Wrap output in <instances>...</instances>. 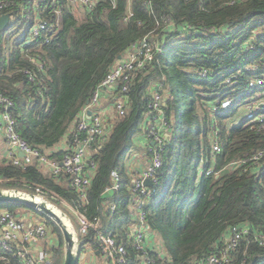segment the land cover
Listing matches in <instances>:
<instances>
[{
  "label": "trees",
  "instance_id": "trees-1",
  "mask_svg": "<svg viewBox=\"0 0 264 264\" xmlns=\"http://www.w3.org/2000/svg\"><path fill=\"white\" fill-rule=\"evenodd\" d=\"M35 2L12 8L13 18L0 32V91L13 101L9 112L19 135L52 158L63 154L57 147L119 56L124 58L145 37L160 45L150 65L132 76L126 114L108 120V139L90 153L97 168L84 205L68 176L52 175L38 161L19 165L0 160V187L34 192L40 184L82 204L89 218L113 226L126 244L130 264H139L125 232L132 222L128 160L143 148L151 154L147 113L154 91L161 88L171 125L163 130L157 191L144 206L148 229L162 242V251L154 248L151 254L164 264H197L227 245L233 226H246L248 233L224 264H264V244L256 238L264 236V161L231 165L247 151L264 148V129L261 122L233 121L249 94L212 112L219 97L235 95L251 78L264 74V0H94L82 14L75 0H46L40 10ZM165 17L170 21L164 22ZM40 18L48 25L32 36ZM203 69L207 76L201 75ZM230 76L232 83L226 81ZM113 89L106 87L103 95ZM213 124L222 145L214 157ZM114 168L120 172L119 186L106 192L114 184ZM111 203L116 207L113 217ZM5 210L28 221L46 220L57 239L50 237L43 245L51 264H63L64 238L55 221L21 203L0 204V212ZM81 243L83 248L98 247L92 228ZM0 264L23 262L14 250L0 246Z\"/></svg>",
  "mask_w": 264,
  "mask_h": 264
},
{
  "label": "built area",
  "instance_id": "built-area-1",
  "mask_svg": "<svg viewBox=\"0 0 264 264\" xmlns=\"http://www.w3.org/2000/svg\"><path fill=\"white\" fill-rule=\"evenodd\" d=\"M46 0H36L37 10H40L41 3ZM79 1L87 7H90L94 0H75ZM26 0H0V11L12 12V8L23 6ZM40 16V12H38ZM131 16L129 12L128 17ZM11 18V19H12ZM170 18L165 17L164 22H169ZM48 20L40 18L32 28V36L39 34L46 29ZM158 41H151L145 37L140 43L134 44L128 51V55L122 58L114 68L105 76L98 84L88 104L82 109L79 118L67 135L65 142L60 145L63 154L60 158H52L47 154L41 153L38 149L33 148L25 139L17 132L15 119L9 112L13 101L10 97L5 96L0 91V133L5 136V139L12 146L9 155L13 163L19 165L31 164L35 161L43 164L52 175H66L69 177L70 185L75 189L83 205L87 199V189L92 181L93 174L97 168V162L91 158L90 153L95 144H103L109 137L110 129L107 126L108 120L117 115H125L127 112V92L129 91L132 76L138 69L147 68L155 57L156 51L159 49ZM1 57V50H0ZM202 76H207V70L200 71ZM236 76V75H234ZM233 76L226 79L228 83H232ZM116 87L114 93L113 114L106 113L102 106L101 97L103 90L106 87ZM161 88L154 91L152 101L149 104L150 110L147 113L148 120L146 123V137L151 143L149 148L151 154L148 164L143 168L130 167L132 183L130 190L132 192L130 202V212L132 222L126 227V234L132 241L133 246L138 252L140 259L139 264H164L157 257L151 254L154 248L151 240H149L148 226L146 223V211L144 206L148 200L153 197L157 191L159 184V171L164 163L163 149L166 140L163 134L164 127H168L171 123L166 117V111L163 109L164 94ZM119 91V92H117ZM250 95L248 100V112L243 120L249 122H261L260 128L264 129V74L258 77L251 78L247 85L238 91L235 95L219 97L212 112L217 113L220 110L226 109L234 103L237 97L241 95ZM256 96V97H255ZM255 97V98H254ZM91 110V112H89ZM212 138V155L222 150L221 141L219 138L218 129L213 124ZM24 152V155L19 153ZM264 161V148L247 151L245 156L231 163H252L259 166ZM230 166V165H229ZM213 168L209 170L212 172ZM114 179V184L106 187V192L112 188H118L120 180V172L118 168H114L111 172ZM150 178L152 184H146L145 180ZM3 181L0 178V182ZM34 192L48 197H56L60 202L66 205L73 214L78 218L76 230L81 244V254L78 264H89L86 256H92L99 253L103 257L105 264H130L131 258L128 255L126 244L124 241H119L113 226L104 225L103 221L94 217L89 218L81 205H75L65 199L59 193L50 190L40 184L36 185ZM52 200V199H51ZM82 205V206H83ZM116 207L111 203V217L116 215ZM50 225L44 219L36 218L33 221L22 219L16 212L5 210L0 212V246L7 251H15L23 264H51L49 253L43 245L45 240L52 237L49 231ZM95 231V237L98 240V247L92 248L88 244L83 248L81 238L89 233L90 229ZM249 228L246 226H233L230 230L231 236L227 245L223 246L218 251L211 252L206 258L200 260L197 264H224L230 260V253L236 249L244 234L248 233ZM260 243L264 244V236L259 235ZM51 240V239H50ZM32 244H41L40 248L33 250ZM158 251H162V243L156 247ZM83 255L85 257L83 258Z\"/></svg>",
  "mask_w": 264,
  "mask_h": 264
},
{
  "label": "water",
  "instance_id": "water-1",
  "mask_svg": "<svg viewBox=\"0 0 264 264\" xmlns=\"http://www.w3.org/2000/svg\"><path fill=\"white\" fill-rule=\"evenodd\" d=\"M12 12L0 15V32L5 30L11 22ZM122 56H119L121 59ZM91 112V110L89 111ZM24 155V152H21ZM146 184H152L150 178L145 180ZM21 203L38 210L50 217L60 227L64 238L63 264H78L81 254L79 236L70 215L58 204L46 197L32 191L14 187H0V204Z\"/></svg>",
  "mask_w": 264,
  "mask_h": 264
},
{
  "label": "crops",
  "instance_id": "crops-1",
  "mask_svg": "<svg viewBox=\"0 0 264 264\" xmlns=\"http://www.w3.org/2000/svg\"><path fill=\"white\" fill-rule=\"evenodd\" d=\"M78 6V9H80V11L78 10V12H80V14L85 13L86 12V6L84 4H82L79 1H76V4ZM78 14L80 17L81 15ZM128 55H125V57ZM124 57V58H125ZM114 93L115 90L113 89V91H111V94H102L101 97V102H102V106L104 107V109L106 110V113H110L111 111V115L113 114V109L111 110L110 108L113 105V99H114ZM66 139H63L62 143L63 144L65 142ZM57 149H60L57 147ZM10 150H12V146L8 143V141L5 139V136L3 134L0 133V160H3L5 158H10L9 152ZM144 150V148L142 149ZM140 151L139 153L134 155V159L131 161V165H129L130 167H137V168H143L144 166H146L148 164L149 161V157L147 156V154H145V151ZM20 155H22L21 153H19ZM141 155V157H140ZM148 236H149V240H151L152 244L154 245V248L158 247L159 243L161 242V239L158 235H156V233L154 231H149L147 232ZM41 244H32L31 248L33 250H36L38 248H40ZM153 248V249H154ZM91 259L93 260L92 264H105L103 257L101 255H99V253H96L94 255L91 256Z\"/></svg>",
  "mask_w": 264,
  "mask_h": 264
},
{
  "label": "rangeland",
  "instance_id": "rangeland-1",
  "mask_svg": "<svg viewBox=\"0 0 264 264\" xmlns=\"http://www.w3.org/2000/svg\"><path fill=\"white\" fill-rule=\"evenodd\" d=\"M249 67H250V65H249ZM256 66L254 65V68H255ZM256 97V96H255ZM254 97V98H255ZM264 99V98H263ZM262 101H264V100H262ZM248 105H249V102H246L245 104H243L242 106H240L239 107V111H238V114H236L235 115V117H234V119L235 120H233V121H241V120H243L242 118L244 117V115H246L247 114V112H248ZM166 133H167V131H166ZM165 135V134H164ZM165 137V136H164ZM135 154H137L136 152H134V154H132V157L128 160V163H129V165H131V161L134 159V155ZM140 157H141V155H140ZM45 197V196H44ZM47 199H50V198H48V197H46ZM51 200V199H50ZM51 201H53V202H55L56 204H58L61 208H63L69 215H70V217H71V219H72V221H73V223L75 224V227H76V225H77V223H78V218L69 210V208L66 206V205H64V204H62L61 202H58V201H54V200H51ZM28 213V212H27ZM72 215V216H71ZM49 231L51 232V235H52V237H54V238H56L57 239V235L56 234H53V230H52V226L50 225V228H49ZM53 238V239H54ZM65 247V244L63 245V248ZM85 257V255H83V258ZM85 258H87L88 259V261H89V264H92V262H93V260L91 259V256H86Z\"/></svg>",
  "mask_w": 264,
  "mask_h": 264
},
{
  "label": "clouds",
  "instance_id": "clouds-1",
  "mask_svg": "<svg viewBox=\"0 0 264 264\" xmlns=\"http://www.w3.org/2000/svg\"><path fill=\"white\" fill-rule=\"evenodd\" d=\"M122 59V58H121Z\"/></svg>",
  "mask_w": 264,
  "mask_h": 264
}]
</instances>
